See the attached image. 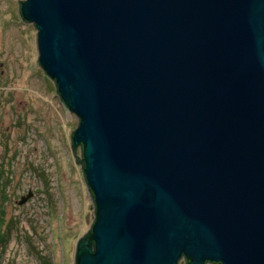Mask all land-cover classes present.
Segmentation results:
<instances>
[{
    "label": "water",
    "instance_id": "water-1",
    "mask_svg": "<svg viewBox=\"0 0 264 264\" xmlns=\"http://www.w3.org/2000/svg\"><path fill=\"white\" fill-rule=\"evenodd\" d=\"M20 3L79 120L74 264H264V0Z\"/></svg>",
    "mask_w": 264,
    "mask_h": 264
},
{
    "label": "rangeland",
    "instance_id": "rangeland-1",
    "mask_svg": "<svg viewBox=\"0 0 264 264\" xmlns=\"http://www.w3.org/2000/svg\"><path fill=\"white\" fill-rule=\"evenodd\" d=\"M20 5L0 0V264H74L95 219L71 145L79 120L40 67Z\"/></svg>",
    "mask_w": 264,
    "mask_h": 264
},
{
    "label": "flooded vegetation",
    "instance_id": "flooded-vegetation-1",
    "mask_svg": "<svg viewBox=\"0 0 264 264\" xmlns=\"http://www.w3.org/2000/svg\"><path fill=\"white\" fill-rule=\"evenodd\" d=\"M19 15H20V13H19ZM21 17V16H20ZM22 19V18H21ZM183 261V263L184 264H187L188 263V261L184 258V257H182V259H180V261ZM205 264H215V263H208V262H206Z\"/></svg>",
    "mask_w": 264,
    "mask_h": 264
},
{
    "label": "trees",
    "instance_id": "trees-1",
    "mask_svg": "<svg viewBox=\"0 0 264 264\" xmlns=\"http://www.w3.org/2000/svg\"><path fill=\"white\" fill-rule=\"evenodd\" d=\"M93 223H94V221H93ZM93 223H92V225H93ZM92 225H91V227H92Z\"/></svg>",
    "mask_w": 264,
    "mask_h": 264
}]
</instances>
